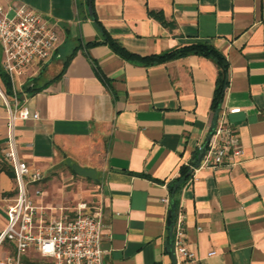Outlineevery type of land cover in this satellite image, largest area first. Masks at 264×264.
<instances>
[{
	"label": "crops",
	"instance_id": "1",
	"mask_svg": "<svg viewBox=\"0 0 264 264\" xmlns=\"http://www.w3.org/2000/svg\"><path fill=\"white\" fill-rule=\"evenodd\" d=\"M21 4L49 18L59 37L52 58L29 68L20 93L38 119L14 126L19 159L54 174L35 186L42 191L35 202L70 217L79 203L100 207L103 264H175L166 198L198 264H264V0H0L4 8ZM92 15L137 57L212 45L227 63L219 109L213 61L190 55L146 66L106 44L88 46L103 40ZM1 62L2 55L4 93ZM1 92L0 232L15 194ZM221 114L240 154L227 167H199ZM182 167L191 175L172 198ZM12 255L3 244L0 264Z\"/></svg>",
	"mask_w": 264,
	"mask_h": 264
},
{
	"label": "built area",
	"instance_id": "2",
	"mask_svg": "<svg viewBox=\"0 0 264 264\" xmlns=\"http://www.w3.org/2000/svg\"><path fill=\"white\" fill-rule=\"evenodd\" d=\"M59 37L54 23L26 5L0 6V49L2 73L8 79V92L2 94L8 113V134L4 157L14 181V197L7 202L6 226L0 232V247L9 244L13 255L4 264H103L101 249L104 229L102 209L85 203L77 204L73 216L62 208L39 205L35 198L42 191V173L32 170L17 154L14 126L17 121L37 120L38 114L25 106L24 78L30 67L48 62ZM223 114L217 120L199 167L217 169L228 166L230 156L240 154L235 130L224 124ZM169 209L170 201L164 200ZM58 210L59 216L52 213ZM172 226L168 225L170 246L175 264H198L196 253L187 245L182 217L176 210ZM208 255H213L210 253Z\"/></svg>",
	"mask_w": 264,
	"mask_h": 264
},
{
	"label": "trees",
	"instance_id": "3",
	"mask_svg": "<svg viewBox=\"0 0 264 264\" xmlns=\"http://www.w3.org/2000/svg\"><path fill=\"white\" fill-rule=\"evenodd\" d=\"M87 3L93 4V0H86ZM94 26L98 30V32L102 35L103 40H95L92 43H88V46H94L98 44H106L109 48L118 56L125 60L133 61L135 63H139L146 66L163 64L172 60H176L179 58H183L186 56L194 55L200 56L210 59L215 63L218 69V76L216 79V86L214 91V97L212 101V108L214 111H217L220 107L221 99L224 93V89L227 86V63L225 58L212 46L206 43H195L188 46H183L179 49L162 53L159 55H154L150 57H137L129 52H127L124 48L120 46L115 40H113L101 27L100 23L95 19L92 15L91 17ZM2 81L4 82L6 88H8V79L4 74H1ZM26 89V88H25ZM36 89L27 88L25 90L26 93H33ZM8 91V90H7ZM191 173L188 167H182L180 169V174L178 179L173 183V185L169 186L171 197L173 198L174 194L180 190V188L187 182ZM177 210L175 202L171 201L170 204V216L169 221L173 218V213ZM170 238V236H169Z\"/></svg>",
	"mask_w": 264,
	"mask_h": 264
},
{
	"label": "rangeland",
	"instance_id": "4",
	"mask_svg": "<svg viewBox=\"0 0 264 264\" xmlns=\"http://www.w3.org/2000/svg\"><path fill=\"white\" fill-rule=\"evenodd\" d=\"M0 59H1V55H0ZM30 87V88H32L33 86H35V84L33 83V84H29V85H27V87ZM55 174H56V176H58L57 175V173L55 172ZM54 174L53 173H51L50 175H42L43 176V179H42V181H41V184H45L46 182H47V180L48 179H50V177H52ZM41 184L39 185L40 186V188H41Z\"/></svg>",
	"mask_w": 264,
	"mask_h": 264
},
{
	"label": "water",
	"instance_id": "5",
	"mask_svg": "<svg viewBox=\"0 0 264 264\" xmlns=\"http://www.w3.org/2000/svg\"><path fill=\"white\" fill-rule=\"evenodd\" d=\"M88 11H89V15H91V12H90V6L88 7ZM206 145H207V143H206ZM206 145H205V147H206ZM168 225L170 226H172V221H168ZM169 236H171V229H170V234H169Z\"/></svg>",
	"mask_w": 264,
	"mask_h": 264
}]
</instances>
